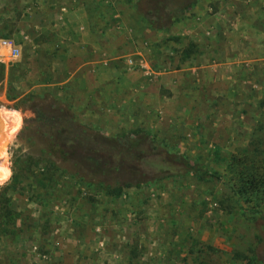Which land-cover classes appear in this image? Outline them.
I'll return each instance as SVG.
<instances>
[{
	"label": "rangeland",
	"instance_id": "1",
	"mask_svg": "<svg viewBox=\"0 0 264 264\" xmlns=\"http://www.w3.org/2000/svg\"><path fill=\"white\" fill-rule=\"evenodd\" d=\"M61 1V15L65 3L94 12L87 0ZM102 2L105 61L122 56L105 65L131 72L116 80L131 86V124L123 126L114 124L128 112L117 93H105L97 114L70 109L67 91L58 97L64 104L47 88L60 78L51 64L62 50L48 42L60 38L51 0H0V42L18 51L0 49V121L21 119L0 145V189L14 175L20 181L9 192L20 232L0 238V264H264V200L239 193L241 180L264 172V0ZM107 72L105 84H115L117 73ZM48 100L102 135L144 132L180 173L140 183L48 158L18 136L27 108Z\"/></svg>",
	"mask_w": 264,
	"mask_h": 264
},
{
	"label": "trees",
	"instance_id": "2",
	"mask_svg": "<svg viewBox=\"0 0 264 264\" xmlns=\"http://www.w3.org/2000/svg\"><path fill=\"white\" fill-rule=\"evenodd\" d=\"M4 76L5 67L0 64V83ZM29 98L32 99V95ZM48 101L40 105L32 103L27 108L30 115L23 117L18 134L19 138L39 145L48 158L71 163L91 174L114 172L140 183L180 173L177 159L149 143L144 132L121 137L105 136L77 121L62 105ZM188 171L199 179L209 177L194 166ZM18 177V174L14 175L11 182L0 189V238L20 232L17 224L20 214L12 210L9 197V192L15 191L20 183ZM27 188H31L30 183ZM239 193L257 201L264 200V172L253 171L241 180Z\"/></svg>",
	"mask_w": 264,
	"mask_h": 264
},
{
	"label": "crops",
	"instance_id": "3",
	"mask_svg": "<svg viewBox=\"0 0 264 264\" xmlns=\"http://www.w3.org/2000/svg\"><path fill=\"white\" fill-rule=\"evenodd\" d=\"M54 7V13L50 17L52 26L57 32L60 38H49V45L59 46L60 51H55L53 54L51 69L57 74L56 80H49L47 88L49 90H55L57 100L60 92L67 91L69 98L67 101L70 109H93L96 113L104 109L103 99L105 93L110 91L117 93L121 108L126 107L127 111L124 113L126 119H120L119 122L114 121L117 126H123L125 124H131V118L129 117V111H131V86L127 84H120L125 80L131 79V72L121 65L109 63L105 65L107 61H117L120 57H110L105 61L104 58V43L103 36H97L98 19L101 18L100 11L102 9V0H87L85 6L94 4V12L91 13L87 9L82 7H72L65 3L68 7V13L61 15L56 10H63L64 2L61 0H51ZM75 6V5H74ZM62 16H64L63 20ZM75 17L78 22L75 24L70 23L69 18ZM204 23L209 21L205 17ZM74 27V28H73ZM93 27L95 28V35L93 36ZM73 28V29H72ZM76 28L78 31L76 32ZM75 30V36L71 34L72 30ZM100 33V32H99ZM52 48H49L51 51ZM106 67V68H105ZM107 71H114L117 73L115 78V84H105V73ZM108 73V72H107ZM108 75H114L108 73ZM177 75L173 74L169 76L170 79L175 78ZM64 103V100H63ZM65 104V103H64ZM98 114V113H97ZM102 116H104L102 114ZM116 127V126H115ZM113 130V129H112ZM107 134V133H106Z\"/></svg>",
	"mask_w": 264,
	"mask_h": 264
},
{
	"label": "bare ground",
	"instance_id": "4",
	"mask_svg": "<svg viewBox=\"0 0 264 264\" xmlns=\"http://www.w3.org/2000/svg\"><path fill=\"white\" fill-rule=\"evenodd\" d=\"M21 124V119L18 114H11L6 118H2L0 121V129L4 131L3 135L0 136V145H3L10 137L14 135L19 129ZM3 171L2 164H0V172ZM1 174V173H0Z\"/></svg>",
	"mask_w": 264,
	"mask_h": 264
},
{
	"label": "built area",
	"instance_id": "5",
	"mask_svg": "<svg viewBox=\"0 0 264 264\" xmlns=\"http://www.w3.org/2000/svg\"><path fill=\"white\" fill-rule=\"evenodd\" d=\"M1 48H6L10 50V55L11 56H16L18 54V51L14 47V45L10 41H1L0 42V49Z\"/></svg>",
	"mask_w": 264,
	"mask_h": 264
}]
</instances>
